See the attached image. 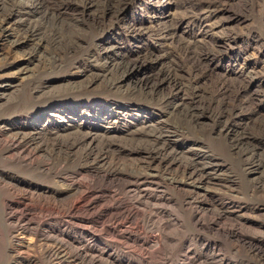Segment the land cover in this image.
<instances>
[{"label":"rangeland","instance_id":"1","mask_svg":"<svg viewBox=\"0 0 264 264\" xmlns=\"http://www.w3.org/2000/svg\"><path fill=\"white\" fill-rule=\"evenodd\" d=\"M10 12L33 37L0 34V83L30 57L0 94V126L43 120L45 150L31 169L0 159V179L48 197L69 180L94 187L95 206L69 224L51 209L24 211L27 222L94 244L107 264H264V0H0ZM90 133L94 184L79 151L55 146ZM192 164L205 189L183 180ZM4 190L0 264H15Z\"/></svg>","mask_w":264,"mask_h":264},{"label":"bare ground","instance_id":"2","mask_svg":"<svg viewBox=\"0 0 264 264\" xmlns=\"http://www.w3.org/2000/svg\"><path fill=\"white\" fill-rule=\"evenodd\" d=\"M12 15L13 14L11 12L7 14L5 13L0 14L1 37L7 40L10 37L14 36L16 39L14 43L22 42L23 40L25 41L28 39H32L33 35H31L30 33L29 35L23 34L24 31H23V27L20 28L21 25L18 26L15 25L16 27H14V25H12L13 27L10 26L11 20L13 18ZM29 58L30 57L20 59L19 61L20 66L19 67L17 66L18 67L17 71L12 75L14 77L11 76L12 78L10 77V80L8 82L5 81L3 83H0V94H2V96H5L8 92L11 93L15 89V87H17L16 84L12 85L13 84L12 81L13 80L15 81L17 76L22 75L27 71V68L24 65H26V61L29 60ZM124 76L121 77V80L119 79L120 80L118 81L119 85L124 83ZM93 82L95 83V80ZM9 89L12 90L9 91ZM42 121L37 122L39 123V125L32 124V126H34V128L32 129L28 125L27 127L18 128L16 130L8 125H5L2 122L3 125L0 126V159H2L3 162L17 163L27 167L28 169H31L35 165V163H37L38 161L37 159L40 158V155L43 152V150H45L43 147L44 145L41 143L42 142L41 137L45 135V133H43L42 132L43 130L41 129L43 127H40ZM25 128H30V130ZM50 134H54V133H50ZM94 140H95V134L90 133V134L82 135V137L81 136L74 137V139H72L71 142L69 143L66 142L67 143L66 145L55 144V146H58L57 147L58 149L62 148L65 151H69L72 153H75L77 151L81 153L79 155V159L80 160L83 159V161L82 162L80 161L78 165L82 168V170H86V171L82 172L80 170L79 173L81 174L85 173L88 177H91L90 182L93 184H94V170H95L94 165L97 164L96 162L101 161L102 158L100 157L101 155L99 156L100 160L98 158L94 159V157H92L91 162L88 163L89 161L87 162L85 159L89 158V153L87 155H83L85 151H83L82 153V148L93 145ZM46 142L44 141V144ZM163 146L165 145L163 144ZM158 155L161 154L159 152H156L153 158L152 157L149 158L151 160L157 158L158 160V161L156 160L157 163L166 164L164 167L167 170L172 166L175 169H179V167H181L180 161L172 158L173 156L170 157L167 161H163L164 159L161 156L158 157ZM191 166H193V164ZM204 169L202 167L201 169L199 168L196 171L194 166L191 168V170H187L186 172L184 169L183 180L185 181L187 180L193 184L197 183L200 185L202 189H205L206 183L208 181L207 178L208 175L204 171ZM116 177H117L116 172H114L113 170L110 171L107 170L106 172L103 173L102 178L113 182V180H115ZM66 182L67 185L65 187L67 190L65 189L62 194L60 193V195H53L52 193L53 196L48 197L45 195L48 192L41 190L39 188H34V187L32 188L31 186H27L24 189H17L16 187L17 185L11 186L9 182L6 181L5 178L2 177L0 179V186L2 187V189H5L4 190L5 192L8 193L7 197L8 198L10 197L11 198L10 200L12 199L14 200L12 204L8 200L4 201V206L11 207V210L15 209V212L13 213L4 212L3 217L5 220L14 222L16 225L15 231L11 235L12 253L15 256L17 255L16 257L20 258L21 260L15 264H34L37 262L39 264H107V261L106 262L103 261L104 254L102 252H98L94 244L91 243L83 244L81 242L76 243L75 241L69 239V237L67 236L61 235V237H59L58 235L56 236L54 234H49L47 231H45L47 233H44L41 230V225L39 223L38 224H34V222L29 223L25 219V216L23 215L24 211L29 212L34 209V212L35 210L43 212L44 210L51 209L55 211V213L60 215V217L66 219L67 220V221L65 220L66 223L69 224L71 222L70 218L74 216L73 215L74 210L79 208L83 209L86 207H87L86 209H88L89 207L91 209L93 206H95L94 198L86 201V195L90 194L89 192H91V190H94V187L90 185L89 181L84 182L83 180H69ZM80 204L81 207L79 206ZM19 208H22L20 210V213H18L17 210ZM114 217L117 218L118 216H114ZM124 219L127 220V217H125ZM84 221L89 222V220H84ZM90 223L94 224L92 221H90ZM83 228L89 229L87 227H83Z\"/></svg>","mask_w":264,"mask_h":264}]
</instances>
